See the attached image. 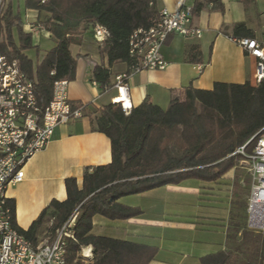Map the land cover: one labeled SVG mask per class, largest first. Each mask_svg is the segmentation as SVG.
<instances>
[{
	"label": "trees",
	"instance_id": "obj_1",
	"mask_svg": "<svg viewBox=\"0 0 264 264\" xmlns=\"http://www.w3.org/2000/svg\"><path fill=\"white\" fill-rule=\"evenodd\" d=\"M42 1L24 0L25 9L39 13V24L57 43L42 62L35 67L24 54L33 48L32 35L24 32L19 15L9 5L2 27L5 40L0 45V50L16 60L21 71L34 82L37 105L42 111L52 101L56 82L76 79L77 58L70 48L81 44L79 34L83 27L98 24L108 28L110 37L101 48L102 55L109 67L126 63L130 68L135 63L129 53L131 36L139 29L151 28L159 13L157 0ZM205 3L224 12L221 0ZM204 7L196 0L194 16ZM251 37L244 24L233 28L232 38ZM200 55L199 49H188V57ZM92 79L101 88L111 85L108 69L96 67ZM90 117L94 130L111 141V164L87 169L82 188L75 178L67 179V200L52 201L26 231L17 226L15 201L9 200L13 226L38 245L44 234L55 235L78 211L76 241L69 240L67 246L68 264H150L158 255L156 247L95 235L94 218L127 221L139 217L141 209L127 208L118 201L192 179L217 182L236 169L242 157L233 154L248 143L245 151L251 153L264 129V81L258 87L250 82L217 83L211 91L189 87L183 101L172 100L166 111L145 103L127 116L120 106L109 104L92 111ZM247 181L251 184L249 175ZM88 246L93 247L92 260L79 255ZM200 263L253 264L233 258L229 250L207 255Z\"/></svg>",
	"mask_w": 264,
	"mask_h": 264
},
{
	"label": "crops",
	"instance_id": "obj_2",
	"mask_svg": "<svg viewBox=\"0 0 264 264\" xmlns=\"http://www.w3.org/2000/svg\"><path fill=\"white\" fill-rule=\"evenodd\" d=\"M200 1L205 7L194 16L193 26L202 31L201 37L186 39L171 35L162 48L167 68L145 70L129 77L133 109L147 103L166 111L172 100L183 101L184 91L189 87L211 91L217 83L251 81L254 63L232 40L233 28L244 24L253 37H260L264 33V0H221L224 12L213 10L205 0ZM195 3L196 0H157L156 6L174 12L182 7L193 9ZM8 5L19 15L24 32L31 34L30 27L40 22L39 13L26 10L24 0H8ZM79 38L81 44L70 48L77 58V68L76 79L69 82L67 92L74 107L86 105L83 117L56 128L48 146L24 167L22 182L7 191L8 199L15 201L17 226L25 231L52 201L67 200V179L75 178L82 188L87 169L112 162L111 141L94 130L90 113L111 104L117 91L112 89L104 94L99 84L94 85L92 76L96 67L108 69L113 84L116 76L129 72V67L126 63L109 67L88 27L81 29ZM15 40L18 43L16 33ZM32 42L33 48L24 54L37 67L57 43L45 28L32 35ZM192 47L200 50V57H188V49ZM235 170L217 182L192 179L121 198L120 204L139 208L142 215L127 221L96 216L93 233L156 247L158 255L150 264H201L203 257L224 250L231 251L237 260L264 264V230L245 229L250 189L247 194L240 193L244 179L236 177ZM242 201L244 208L238 206ZM250 233H263L258 244L253 245ZM82 249L86 250L85 259L94 258L92 246Z\"/></svg>",
	"mask_w": 264,
	"mask_h": 264
},
{
	"label": "built area",
	"instance_id": "obj_3",
	"mask_svg": "<svg viewBox=\"0 0 264 264\" xmlns=\"http://www.w3.org/2000/svg\"><path fill=\"white\" fill-rule=\"evenodd\" d=\"M7 9L8 0H0V45ZM193 19V9L189 7L174 12L161 9L151 28L133 33L129 53L135 63L128 73L116 76L113 84L102 88L104 94L112 89L117 91L111 104L120 106L127 116L131 114L129 77L145 70H165L168 63L162 48L171 35L186 39L201 37L202 31L193 26ZM42 28L36 23L30 27V33L34 35ZM88 29L101 49L110 37L108 28L95 24ZM232 40L253 61L250 83L258 87L264 81V33L260 37ZM68 85L66 80L56 82L52 101L42 111L37 105L34 82L21 71L16 60L0 50V264H68L67 246L69 240L76 241L74 226L79 212L75 211L55 235L34 245L14 228L7 197L8 188L22 182L24 167L48 146L56 128L83 117L86 105L73 106L68 98ZM258 135L251 153L245 151L248 143L233 154L242 157L251 178L245 229L253 231L264 230V129ZM85 251L82 249L83 258Z\"/></svg>",
	"mask_w": 264,
	"mask_h": 264
},
{
	"label": "rangeland",
	"instance_id": "obj_4",
	"mask_svg": "<svg viewBox=\"0 0 264 264\" xmlns=\"http://www.w3.org/2000/svg\"><path fill=\"white\" fill-rule=\"evenodd\" d=\"M3 27V26H2ZM43 27V26H42ZM44 28V27H43ZM1 30H2V28H1ZM2 37L4 36V33L2 32ZM5 40V38L3 37L2 38V42ZM236 177L237 176H240L242 179H244V184L243 185H240V193H245V194H247L248 192H249V189H250V186H251V184L250 183H248V181H247V177H248V172H247V170H246V165H245V163L242 161V160H240V161H238V163H237V168H236ZM238 206H240V207H242V208H244L245 207V201L243 202H240L239 204H238ZM52 234L51 233H49V234H44V236L42 237V239H41V241H45V240H47V238H49L50 236H51ZM250 235V237H251V240H252V243H253V245L254 244H258V239H260V237H262L263 236V233H261L260 235L259 234H249ZM251 252L253 253V249L251 250Z\"/></svg>",
	"mask_w": 264,
	"mask_h": 264
},
{
	"label": "bare ground",
	"instance_id": "obj_5",
	"mask_svg": "<svg viewBox=\"0 0 264 264\" xmlns=\"http://www.w3.org/2000/svg\"><path fill=\"white\" fill-rule=\"evenodd\" d=\"M250 231H252V232H256V231H253V230H250ZM257 233H260V232H257Z\"/></svg>",
	"mask_w": 264,
	"mask_h": 264
}]
</instances>
